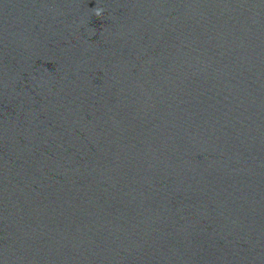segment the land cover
<instances>
[{"label":"water","instance_id":"obj_1","mask_svg":"<svg viewBox=\"0 0 264 264\" xmlns=\"http://www.w3.org/2000/svg\"><path fill=\"white\" fill-rule=\"evenodd\" d=\"M0 264H264V0H0Z\"/></svg>","mask_w":264,"mask_h":264},{"label":"clouds","instance_id":"obj_2","mask_svg":"<svg viewBox=\"0 0 264 264\" xmlns=\"http://www.w3.org/2000/svg\"><path fill=\"white\" fill-rule=\"evenodd\" d=\"M93 11H94V14H95L97 17H100V16H102L104 10H103L102 8L95 7V8L93 9Z\"/></svg>","mask_w":264,"mask_h":264}]
</instances>
